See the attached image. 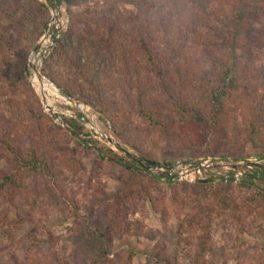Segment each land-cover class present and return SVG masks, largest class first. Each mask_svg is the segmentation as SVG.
Instances as JSON below:
<instances>
[{"label":"rangeland","instance_id":"rangeland-1","mask_svg":"<svg viewBox=\"0 0 264 264\" xmlns=\"http://www.w3.org/2000/svg\"><path fill=\"white\" fill-rule=\"evenodd\" d=\"M30 1L45 4L48 17L52 5L57 2L21 0V9L16 12L14 0H0V14L5 9V2L10 10L17 13L12 20L4 19V27H0V70L7 58V41H24L28 49H32L41 36L40 30L33 23L27 24L24 19ZM178 1L182 7L186 3L196 13H206L207 17L198 22L188 17L181 21L176 19L178 13L171 8L175 0H148L154 21L162 31L166 32L164 26H170L166 22L159 25L158 20L173 15L175 28L182 35V40L178 41L184 43V48L174 57L173 50H169V62L183 76L182 83L193 92L197 83L193 73L210 64L202 52L203 46L196 30L200 29V24L202 34L213 32L214 35L215 31L208 30L209 25L203 20L216 19L217 8H223L226 0ZM60 4L68 6L71 26H75L76 31L79 29L81 34H71L74 42L70 39L71 46L64 44L65 49L60 47L49 59L46 70L62 86V90L66 84H76L77 88L78 84L81 85L82 91L72 90L81 98L92 99L90 103L72 98L92 107L97 116L96 123L103 133H108L117 144L131 153L163 164L201 162L212 158L238 165L245 174L257 173L253 165H248L249 162L259 163L264 168L261 137L247 142L239 135L242 145L238 149H230L231 154H238L240 160L237 161L234 157L212 156L208 151L197 153L189 150L183 145L172 122L168 128L153 127L138 116L133 98L135 89L126 91L127 79L138 76L141 81L136 82L143 86L152 100L159 98L161 87L154 74L144 68L145 63L140 65L141 73L137 72L136 66H124L119 54L113 52L111 47L119 37L113 28H109L122 21L125 23L124 30L130 31L127 21L138 11L134 5L123 0H76L70 5L61 0ZM185 9L179 12L183 13ZM65 50H68L76 65L68 61ZM80 61L87 64L83 71L77 67ZM25 70L26 78L18 82L17 90L0 76V136L27 147L29 141L25 132H13L10 122H30L31 126L25 129L36 139H45L44 144L54 158V179L57 183L54 184L51 177L27 176V188L23 193H15L10 200L0 194V264H84V254L74 244V217L68 211L77 204L83 216L90 215L91 210L96 213L104 211V216L93 214L92 218L96 224H104L116 236L113 252L106 264L264 263L262 174L255 179V186L243 187L244 177L239 182L222 181V174H233V171L217 165L215 171L209 172L214 176L204 179L213 185V189L209 195L203 196L204 191L195 186L202 181H173L163 177L162 172L155 168L137 175L121 162L102 160L104 151L101 143L124 159H128V156L80 122L86 134L77 136L68 123L71 118L67 119L66 127L59 125L45 111L32 88L27 63ZM11 74L16 75V71ZM96 84H101L104 105L107 104L105 101L120 103L131 94V101L128 102L130 108L124 111L130 121L127 138L140 146L141 151L119 139L113 133L111 122L95 109L97 103L94 100L99 98L93 91ZM253 84L255 87L262 83H257L255 79ZM244 90L238 87L234 91L232 102L236 107L240 105ZM30 109L34 113L29 116ZM40 114L45 116L43 128L36 126L41 122L38 120ZM80 115L87 116V113L80 112ZM237 117L241 120L240 113H237ZM91 139L100 145H81ZM230 144L233 143L230 141ZM74 148H78V152L72 153ZM0 170L7 175L12 172L3 148H0ZM105 194L109 199H104ZM97 197L102 198V204L94 201ZM193 219L196 222L194 225Z\"/></svg>","mask_w":264,"mask_h":264},{"label":"trees","instance_id":"trees-1","mask_svg":"<svg viewBox=\"0 0 264 264\" xmlns=\"http://www.w3.org/2000/svg\"><path fill=\"white\" fill-rule=\"evenodd\" d=\"M14 1V4H17L14 10L17 12L21 9V0ZM56 1L61 2V0ZM62 1L70 5L76 0ZM123 1L134 5L138 11L127 21L131 27L130 31L124 30L125 23L122 21L109 26L119 37L118 41L111 45L113 52L119 54L125 67L136 66L139 73L142 70L141 63H145L144 68L154 74L153 76L161 87L159 98L152 100L147 96L143 86L136 82L137 80L141 81L138 76L135 79H127L125 82L126 91L135 89L133 98L138 116L153 127L168 128L172 122L183 145L197 153L208 151L215 157H234L239 161L238 154L230 152L231 148L238 149L242 145L239 135L247 142L261 137L264 147V65L262 64L264 62V29H262L264 26V0L223 1V8L220 10L217 8L216 19L203 20L209 25L208 30L215 31L214 35L213 32L202 34V26L199 24L200 29L196 30V34L197 37H200L203 46L202 52L207 56L210 64L193 73L197 82L193 92L189 91L182 83L183 76L179 70L173 69L169 62V50H173L174 57L184 48V43L178 41L182 40V35L175 28L173 15L162 16L163 18L158 20L159 25L166 22L170 26H164L167 34L154 21L148 0ZM181 4L178 0L172 4L173 12L178 13L176 19L184 21V18L188 17L194 18L198 22L199 19L207 17L206 13H196L186 3L183 7ZM28 5L29 7L24 12V19L27 24L33 23L42 34L51 18V14L48 17V7L37 1H30ZM184 7L186 8L185 12H179ZM16 12L10 10L5 2V9L0 14V27H4L2 26L4 19H14ZM73 32L76 36L81 34L79 29L76 31V27L72 28L70 25L68 32L58 43L53 54L60 47L65 49L66 45L64 46V44L71 46L72 41L74 42L71 35L74 34ZM70 39H72L71 42ZM6 45L7 58L5 66L0 70V76L14 90H17L18 82L26 78L25 67L31 49H28L24 41H7ZM65 54L68 61L72 65H76L68 50H65ZM51 56L46 61L44 72L61 88L62 86L46 70ZM80 62L81 64H77V67L83 71L87 64ZM12 71H16V75L11 74ZM255 79L257 83H262L261 86L257 84L255 87L253 86ZM88 82L91 83V81ZM100 86L101 84H96L93 87V91L99 96L97 100H94V103H97L95 109L103 113L105 118L111 122L113 133L119 139L141 151L140 146L127 138L130 121L129 116L124 115V111L130 108L128 102L131 101V94L123 96L120 103L105 101L107 104L104 105V92ZM238 87L245 88V93L241 97L239 107H236L232 102V97ZM63 89L65 93L77 100L85 103H90L92 100L81 98L80 94H74L72 89L82 91L80 84H78V88L76 84H66L63 85ZM33 113L34 110L30 109L29 116ZM237 113H240L241 120L237 117ZM44 118L45 116L42 114L38 116V120L41 122L36 124L37 127L43 128ZM68 123L72 126L74 135L86 134L84 127L76 119L68 120ZM30 126L28 121L19 124L10 122L13 132L19 130L25 132L29 141L27 147L0 136V148L5 150V157L12 170L9 175L0 170V194L8 200L12 199L11 197L15 193H23L26 190L27 176L51 177L52 179L56 177L54 158L44 144L45 139H36L32 133L30 134L25 129ZM60 129L63 130V128ZM230 141L233 143L232 145ZM88 143L100 145L92 139L81 145L89 147ZM101 146L104 151L102 160L121 162L137 175L145 172L146 169L131 158L124 159L106 145L101 143ZM74 152H78V148H74L72 153ZM252 167L257 173L246 174L243 187L255 186V179L261 174L264 176L263 167L255 165ZM55 179L53 180L54 184L57 183ZM195 186L204 191L203 196L209 195L213 189V185L209 181H202ZM61 192L65 193L67 197L69 196L66 192ZM104 199H109L108 195L105 194ZM94 201L97 204H102L103 200L101 197H97ZM68 211L74 217V227L72 228L74 244L79 246L83 252L84 264H106L113 252L116 236L104 224H96L92 218L93 214L104 216V211L99 210L96 213L89 210L90 215L83 216L80 214L78 204L68 208Z\"/></svg>","mask_w":264,"mask_h":264},{"label":"built area","instance_id":"built-area-1","mask_svg":"<svg viewBox=\"0 0 264 264\" xmlns=\"http://www.w3.org/2000/svg\"><path fill=\"white\" fill-rule=\"evenodd\" d=\"M50 14L51 18L47 27L28 55L27 71L30 84L40 98L45 111L51 114L59 125L66 127L68 118L76 119L82 125L95 130L97 135L100 134V139H104L110 144H115L116 142L109 134L103 133L97 125V116L94 114L92 107L74 100L45 74L44 69L47 59L53 54L58 43L66 35L71 25V16L67 5L56 2L52 5ZM80 111L87 113V116H81ZM217 165L233 171V174H222L223 178L221 180L225 183L239 182L246 175L240 168L233 169L230 163L219 162L212 158L201 162H177L170 164L168 167L161 163L160 166H155L154 168L162 172L164 177L173 181L194 182L205 181V177L214 176L209 174V172L215 171Z\"/></svg>","mask_w":264,"mask_h":264},{"label":"water","instance_id":"water-1","mask_svg":"<svg viewBox=\"0 0 264 264\" xmlns=\"http://www.w3.org/2000/svg\"><path fill=\"white\" fill-rule=\"evenodd\" d=\"M115 143V142H114ZM116 146L123 151L128 157H130L133 161L137 162L140 166H142L144 169L149 170L154 168L155 166H160L161 163L149 158H145V157H139L136 154L131 153L128 149L124 148L123 146L115 143ZM249 166L251 165H255V166H259L262 167L263 165L259 164V163H248ZM165 166H170V164H165ZM232 167L234 169H239L238 165H232Z\"/></svg>","mask_w":264,"mask_h":264},{"label":"bare ground","instance_id":"bare-ground-1","mask_svg":"<svg viewBox=\"0 0 264 264\" xmlns=\"http://www.w3.org/2000/svg\"><path fill=\"white\" fill-rule=\"evenodd\" d=\"M50 104H52L51 102H50ZM81 113H83L82 111H80ZM83 114H85V113H83Z\"/></svg>","mask_w":264,"mask_h":264}]
</instances>
